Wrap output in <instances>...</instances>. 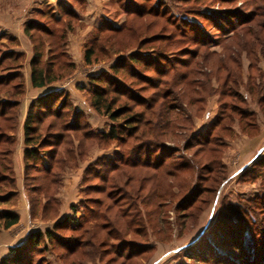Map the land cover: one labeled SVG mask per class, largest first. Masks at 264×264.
I'll return each instance as SVG.
<instances>
[{
    "label": "trees",
    "instance_id": "obj_1",
    "mask_svg": "<svg viewBox=\"0 0 264 264\" xmlns=\"http://www.w3.org/2000/svg\"><path fill=\"white\" fill-rule=\"evenodd\" d=\"M216 1L231 3L237 0ZM78 2L80 6L84 3L82 0H78ZM62 4L61 2L57 3L56 8L62 12L63 22L54 20V23L64 26L63 28L67 30L72 27V22L77 21L78 17L73 8ZM49 8L51 7L49 6ZM263 18L264 6L262 5H257L256 9H253L247 16L238 8L214 11L206 18L211 21L213 31L220 32L225 25L232 31L226 37L228 42L221 44L223 47L221 51L211 52L218 57V63L211 66L207 61L208 53H204L198 64L194 62L182 71L169 66L163 54L165 52L163 47L158 48L164 51L161 52L155 45L160 39L168 44V47L171 46L170 35L165 34L162 30H160L161 33H154L139 39L133 51L119 54L118 51L111 50L110 34L105 33H113L115 30H108L103 25L97 27L93 37L95 43L84 46V64L90 65L94 61L95 49H98V52L103 55L113 51L114 55L116 53L119 55L110 63L107 71L87 75V87L82 88L87 93L89 107L96 114L105 116L109 120L106 131L98 134L93 133L85 124L83 115L74 108L68 100L67 93L62 90H50L35 96L29 102L22 121V172L24 186H26L27 178L33 181L31 184L33 195L30 197L34 201L32 207L36 206L39 215H41L47 212L50 202L53 205L56 204L53 196L58 185L57 173L60 172V167L64 163L73 160L74 147L77 148L76 156L82 152L80 147L84 142L87 145L95 140L103 141L104 145L114 142L122 147V154L119 153V156L116 154L117 157L110 164L101 160L98 165L101 168L109 165L108 171L113 175L110 178L109 186L117 189L118 194L115 197L109 196L112 198V203L104 212L98 213L95 223L86 226L84 224L86 221L78 223L76 220L72 221L69 216H65L62 220L56 221L51 229L32 230L22 242L8 247L6 254L0 257V264H42L44 260L40 258L41 254L46 250V246L53 241L58 243L59 248L65 252V256L76 252H81L80 256H88L89 252L83 253L82 249L87 247L93 249V244L95 242L98 244V226L104 228L108 223L107 212L115 207L118 210L122 208L123 203L120 202L124 200H142L140 190L143 189V181H147L151 177V173L174 177L177 173L187 169L191 171L192 176L195 174L196 178L193 179V185L181 196L177 206L187 201L189 197L193 198L191 202L195 200L210 201L214 194V185L221 178L219 170L213 169V165L218 164V155L223 148L221 143L218 146L212 143L214 139L220 140L217 139L218 135L211 132L214 130L218 132L232 131V124L237 123L240 132L248 136L254 135L258 131L255 122L256 113L235 103H231L229 107L226 101L223 102L208 133L203 135L205 137L198 133L188 139L196 142L195 145L188 147L193 149V161L180 159L174 164L168 160L169 154L166 152L176 153L177 151L167 147L166 142L171 140V142H175L174 139L181 136L177 132L178 129L188 130L186 126L191 125L192 115H198L204 108L206 98L217 90L220 97H231L242 105L246 104L247 99L254 100L260 113L264 116V72L259 66V60L264 59ZM232 22L236 23L232 25ZM179 25L180 37L187 40L186 31L192 30V27L190 28L183 19H180ZM23 33L32 43L31 55L28 60L29 83L32 87H43L74 71V63L63 52L55 51L54 46L59 47L61 43L54 44L56 35L53 29L45 28L39 21L30 19L24 25ZM35 33H42L48 40H36ZM63 33V31L60 33L59 41L62 37L64 38ZM191 39L192 45L205 46L206 41H202L200 36L191 35ZM146 45L149 46L146 47ZM195 51L193 53H196ZM242 52L248 59L244 80L240 70L239 57H237ZM21 58L22 53L18 51L4 52L0 55V70L4 72L0 75V91L8 90L7 98L0 99V204L8 203L14 196L10 156L14 142L12 136L16 126V110L19 97L22 94L19 70ZM227 58L233 64L232 68L226 66ZM4 61L10 62V64H3ZM15 64L18 65V68L10 71L16 66ZM180 66L185 67L186 63ZM219 72L224 74L222 79L219 77L221 76ZM193 74H197L199 78L194 77ZM212 77L218 82L216 88L212 87ZM12 78L17 81L12 83ZM240 88L245 93H241ZM196 104L198 105L196 106ZM227 110H229L228 113ZM225 120L229 123L226 124ZM187 141L185 143L189 144L190 142ZM2 146L7 147L2 148ZM152 148L155 150L153 158L150 157ZM201 155L206 159L199 165L197 158ZM44 158L48 160L45 163H43ZM54 163L59 165L58 171L53 170ZM200 169L205 172L204 175H196V171ZM32 172L33 174H31ZM100 176L103 177L102 183L89 186L98 190L102 189L108 178L105 174ZM100 176L99 178H101ZM198 179L201 181L210 180L213 185L200 186ZM45 182L46 186L44 187ZM50 189L52 193H50ZM164 195H166V190L158 193L157 198ZM40 199H42L41 203ZM256 201L252 200L257 204ZM258 202L260 210L263 209L264 200ZM118 210L114 217H128V220L123 228L117 230L118 234L116 235H127L131 231L130 225H135V228L140 229V217L137 219L134 215L129 216V211L118 214L120 212ZM18 218V213L10 207H0V228L10 227L17 223ZM99 218L103 221L96 223ZM229 221L228 217V221L223 222L224 226L216 227L214 232L213 229L212 232L209 231L210 240L206 241L204 233L194 240L187 247L191 254L187 255L188 258L197 261L206 258V261L214 262L213 264H264V258L259 261L260 257L256 256L260 254L256 252L258 243L255 240L258 237H264V230L256 231L253 223L250 222L246 228L249 238L247 245L240 229L229 224ZM57 229H69L76 235L72 237L59 235L56 233ZM142 230L144 231L143 226ZM114 238L117 243L122 242L127 247L125 251H121L118 258L125 254V259H129L131 254L140 255L150 249V246L145 242ZM102 242L103 240L99 241V244ZM96 257L98 258V251L94 252V258Z\"/></svg>",
    "mask_w": 264,
    "mask_h": 264
},
{
    "label": "rangeland",
    "instance_id": "obj_2",
    "mask_svg": "<svg viewBox=\"0 0 264 264\" xmlns=\"http://www.w3.org/2000/svg\"><path fill=\"white\" fill-rule=\"evenodd\" d=\"M82 1L84 3L80 6L78 0H0V55L4 52L18 51L22 53L19 69L21 72L22 94L19 97L16 110V126L12 136L14 142L10 156L11 173L14 179V196L8 203L0 204V207H10L16 213L22 214L23 211H26V218L21 220L19 225L15 227V232L18 233L27 229L41 231L47 228L51 229L56 221L62 220L65 216H69L72 221L76 220L78 223L86 221L84 223L86 226L95 223L98 213L100 211L104 212L108 205L112 203V198L109 196L115 197L118 194L117 189L109 186L110 178L113 176L108 171L109 165L101 168L98 163L104 160L110 164L114 162L117 155L119 156V153L122 154L123 152L122 147L114 142L104 145L103 141L98 140L88 145L84 142L80 147L82 151L80 155L75 156L77 148L74 147L73 160L69 163H64L60 167V172L57 173L58 185L53 196L56 204L53 205L50 202L47 212L41 215H39L36 206L32 207L34 201L30 197L33 195L31 192L33 181L27 178L25 181L26 186H24L22 172L23 137L21 134V121L25 117L29 102L35 97L29 98L34 92L29 91V80H27L29 75H27L29 70L28 60L31 55L32 43L24 35L23 28L28 20L39 21L45 28L55 31L56 42L54 44L61 43L59 47L54 46L55 51L63 52L74 63L75 69L71 74L54 82L61 85L70 79L68 83L63 85L64 88L60 90L67 93L70 102L74 101L76 105L82 106V108H74L83 115L87 127L93 133L98 134L106 131L109 120L105 116L96 114L89 107L87 93L82 87H78L81 83H86L87 85V75L107 71L108 66L114 61L116 56L133 51L139 39L154 33H161L160 30L165 34H169L172 39L169 47L167 46L168 44L160 39L155 43L157 49L163 47L165 52L161 49L158 50L164 52V57L167 59L169 66L182 71L194 62L198 64L204 53H208L207 61L211 66H214L218 63V57L211 54V52L221 51L223 48L221 44L228 42L226 37L232 31L226 25L220 32H217V30L213 31L211 21L206 18L218 9L238 8L247 16L253 9H256L257 5L264 6V0H237L231 3H219L216 0ZM60 2L63 3L62 5L73 8L78 17L77 21L72 22V27L67 30L63 28L64 26L54 23V20L63 22L62 12L56 8L57 3ZM86 10L90 12L80 14ZM43 14L46 16L43 17ZM180 19L188 23L190 28L192 27V30L186 31L187 40L180 37ZM235 23L232 22V25ZM100 25H103L108 30H115L113 33H105L110 34L109 43L112 45L111 50L118 51L119 54L116 53L114 55L115 52L113 51L103 55L98 52V49H95L94 61L90 65H86L84 62L79 63L78 59L81 54L83 58L85 44L88 46L90 43H95L93 41V37L96 34L95 29ZM62 31L64 32V38L62 37L59 41L58 37ZM191 35H198L202 41L208 43L205 42L204 47H202L203 45L194 46L190 42L192 40ZM35 38L36 40H48L42 33H35ZM67 39L72 46L67 44ZM193 51L196 53H193ZM237 57H239L240 70L244 80L248 59L243 52ZM167 63L166 65L168 66ZM183 63H186L185 67L180 66ZM3 64H10V62L4 61ZM226 64L228 68H232L233 64L228 58ZM259 66L263 71L264 59L259 60ZM17 68L18 65L10 71H14ZM2 73L4 72L0 70V75ZM219 73L221 74L219 77L222 79L224 74L223 72ZM193 75L199 78L197 74ZM16 81L15 78L11 80L12 83ZM217 83L212 77V87L216 88ZM240 90L241 93H245L241 88ZM6 92L5 90L0 91V99L7 98ZM225 101L229 107L231 103H235L243 106L244 109L250 110L256 105L255 101L251 99H247L246 104L242 105L231 97H220L217 90L206 98L203 110L198 115H192L191 125L186 126L188 132L185 131L186 129H178L177 132L181 136L174 139L175 142H171L172 140L166 142L168 144L167 147L177 151L176 153L166 152L169 154L168 160L174 164L179 162L180 159L193 161V149L188 147L195 145L196 142L188 139L198 133L202 136L208 133L211 123L217 117L222 103ZM256 117L260 120L259 115H256ZM257 118L255 122L259 131L260 127L259 123H257ZM225 123L228 124L229 122L225 120ZM260 124L262 123L260 122ZM232 125V131L218 132L214 130L211 132L218 135L217 139L220 140L214 139L212 143L216 146L221 143L223 148L218 155V164L213 165V169L219 170L221 178L214 185L215 190L210 201L199 202L195 200L191 202L193 198L189 197L187 201L177 206L181 196L193 185L196 178L195 174L192 176L190 174L191 171L187 169L177 173L174 177L161 176L160 174L153 175L151 173V177L147 181H143V189L140 190L142 200H124L125 202H120L123 203L122 208L118 210L115 207L107 212L108 223L104 228L98 226V244L95 242L93 249L89 247L82 249L83 253L89 252L88 256H80L79 253L81 252L65 256V252L59 248L58 243L53 241V243L46 246V250L41 254L40 258L44 260L42 264H213L214 262L206 261V258L200 261L188 258L187 255L191 254L187 247L203 233L206 235V241L207 239L210 240L209 231L213 229L214 232L216 227L224 226L223 222L228 221V217L230 218L229 224L240 229L239 231L244 237L243 240L248 245L249 238L246 228L250 222L253 223L256 231L264 230V208L260 210L258 202L262 199L264 200V137L253 141L248 140L240 133L237 123ZM185 141L190 143L187 144ZM5 147L7 146H2V148ZM154 154L155 150L152 148L150 157L153 158ZM205 159L203 155L198 157V164L205 162ZM47 161L46 158L43 159V163ZM60 168L59 165L54 163V171H58ZM101 174H105L108 178L104 187L98 190L89 186L102 183L101 179L103 177L100 176ZM197 174L204 175L205 172L200 169L196 171ZM197 181L200 186L213 185L210 180L201 181L198 179ZM43 186H46V182ZM163 190H166V195L157 198L158 193ZM50 193H52L51 189ZM254 199L257 200V204L252 202ZM41 201L42 199L39 202L41 203ZM128 207L129 210H127ZM116 210L120 211L118 214L129 211V216L134 215L137 219L140 217V229L135 228V225H130L131 231L127 235H116L118 234L117 230L123 228L128 220V217H114ZM101 221L103 220L99 218L96 223H101ZM56 233L66 237L76 235L69 229H57ZM114 237L134 240L140 243L145 242L150 246V249L140 255L131 254L129 259H125V254L118 258L117 256L121 251H125L127 247L122 242L117 243ZM101 240L103 242L99 244ZM255 240L258 243L256 252L260 254L256 256L260 257L258 259L260 261L261 258H264V237H258ZM201 245L203 246V244ZM95 251H98V258H94ZM187 252L189 254H186ZM223 252H226V250H223Z\"/></svg>",
    "mask_w": 264,
    "mask_h": 264
},
{
    "label": "crops",
    "instance_id": "obj_3",
    "mask_svg": "<svg viewBox=\"0 0 264 264\" xmlns=\"http://www.w3.org/2000/svg\"><path fill=\"white\" fill-rule=\"evenodd\" d=\"M88 12H90V11H84L83 13H80L81 15L82 14H87ZM79 14V15H80ZM81 21H83L82 19H80ZM68 39H69V37H68ZM67 39V44H70L71 45V43H70V41ZM72 46V45H71ZM81 47V46H80ZM78 62L80 63V62H83V58H82V54H81V57L78 59ZM263 68V67H262ZM263 72H264V68H263ZM29 74V70H28V72H27V75ZM75 78V77H74ZM73 78V79H74ZM27 80H29V75H28V78H27ZM70 81V79L68 80V81H66L64 84L62 83L61 85H60V83L59 84H57V82H52V83H50V84H48V85H45V86H43V87H38V88H34V87H32L31 85H30V83H29V91H33L34 93L33 94H31L30 96H29V98L31 99L33 96H38V95H40V94H43V93H45V92H48V91H50V90H60V89H62V88H64V86L63 85H65L66 83H68ZM81 83V82H80ZM74 85H75V83H74ZM78 87H87V85H86V83H81ZM84 88V89H85ZM78 89V88H77ZM83 89V88H82ZM29 99V100H30ZM71 103L73 104V106L74 107H76V108H82V106H78V105H76L75 104V102L74 101H71ZM252 111H254L255 113H256V115H259V117H260V120H259V118H257L258 120H257V123H259V127H260V129H259V131H257V133L256 134H254V135H251V136H248L247 134H245L244 133V135H243V133L242 132H240L241 134H242V136L243 137H245V138H247L248 140H251V141H253V140H257L258 138H263L264 137V116L260 113V111H259V109H258V107H257V105H255V107H253V109H251ZM260 122L262 123V124H260ZM21 124H22V121H21ZM21 124H20V126H21ZM237 128V127H236ZM21 134H22V132H21ZM256 145H257V143H255ZM18 214H20V216H19V218H18V221H17V223H15V224H13V225H11L10 227H8V228H6V229H1L0 230V257H2L3 255H5L6 254V252H7V249H8V247H10V246H13V245H16V244H18V243H20V242H22L23 241V239L26 237V235L30 232V231H32V230H29V229H27V230H25V231H22L21 233H18V232H15V227L17 226V225H19V222H21V220H23V219H25L26 218V211H23V213L21 214V213H18ZM15 232V233H14Z\"/></svg>",
    "mask_w": 264,
    "mask_h": 264
}]
</instances>
